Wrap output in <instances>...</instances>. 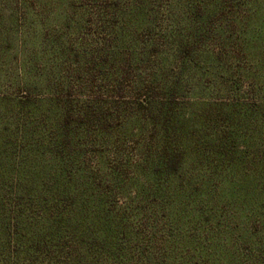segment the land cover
I'll return each instance as SVG.
<instances>
[{
	"label": "rangeland",
	"instance_id": "obj_1",
	"mask_svg": "<svg viewBox=\"0 0 264 264\" xmlns=\"http://www.w3.org/2000/svg\"><path fill=\"white\" fill-rule=\"evenodd\" d=\"M57 94L83 110L88 134L59 143ZM90 182L112 226L126 213L117 229L133 251L142 227L147 241L168 237L179 263L254 264L264 0H0V243L19 223L61 245L22 253L26 264H82L71 211ZM148 188L163 191L154 210L142 208Z\"/></svg>",
	"mask_w": 264,
	"mask_h": 264
},
{
	"label": "trees",
	"instance_id": "obj_2",
	"mask_svg": "<svg viewBox=\"0 0 264 264\" xmlns=\"http://www.w3.org/2000/svg\"><path fill=\"white\" fill-rule=\"evenodd\" d=\"M56 97L58 99L52 101L54 109L52 124L56 126L58 131L59 143H66L69 139L74 140L73 137L78 134L80 136L88 134L90 129L88 128L87 122L79 120L80 117H83L81 114L83 110L81 108L76 109L70 98H65L64 96H60L58 94ZM60 151L63 152V149H60ZM154 154L158 157L157 160L153 158L155 155H151L148 152L143 153V159L145 161L162 165L168 161L165 156L163 158L159 153ZM68 161L69 160H65L63 163L68 164ZM77 171L79 172V174H76L77 176L83 179L89 178L87 176V171L81 172L78 169ZM90 183L91 185L84 187V191L78 192L75 195L76 201L81 202H78L79 204L76 203V207L71 211L73 216H77L81 213V220L76 222L80 234H75L74 237L77 238L78 241L77 247H81V252L85 254L83 262L81 261L82 264H138L137 262L139 259H141L142 264H183L182 262L179 263L177 261V257L174 259V255L177 254V252L172 247L171 241L166 240L168 237H165V240L159 242L157 236H153L155 238H152L151 236L147 241V237L142 234V227L139 231L141 232V235H135V237L139 238V243L133 251V249L129 247L128 243L121 240V237L118 234L119 229H117V226H120L121 223L123 224L129 221L126 213H122V216L117 223H115V219H113V224L115 226H112V218L110 217L111 211L109 210L111 205L95 201L91 202L88 199L89 197L92 198L94 196L93 193H95V190H93L94 184L92 186V182ZM161 190V188H148L146 190L145 199H147V202L145 205H142L143 210L149 208H152V210L155 209L161 199L160 193L163 192ZM97 212L99 216L97 215ZM145 212L150 213L149 210ZM102 214H104V216H102ZM155 214L156 212H154V215ZM18 226L19 227L16 228L18 233H15V236L9 237L5 241H2L3 243H0V246L4 249L3 251H8V248H11L18 257L14 260L8 256L10 254L0 253V264H26L28 263L27 259L21 260L20 258L22 253L50 251L55 247L61 248L59 243H55L56 241L53 237L43 238V236L38 233L36 235L26 236L22 232L21 225H19V223ZM35 232L40 231L35 230ZM59 237L74 238L67 234H61ZM141 240L144 242L142 243ZM155 246H159L160 248L158 249ZM145 254L146 256L144 257L143 255ZM250 256L252 257L251 259H254V264H264V252H262V250L260 252L258 251L253 253V255ZM34 262L35 261H31L29 264H36ZM51 262L53 264H60V261L56 260ZM77 262L73 261V263ZM187 264H191L190 261H188Z\"/></svg>",
	"mask_w": 264,
	"mask_h": 264
}]
</instances>
